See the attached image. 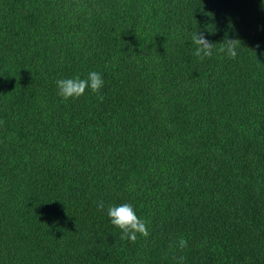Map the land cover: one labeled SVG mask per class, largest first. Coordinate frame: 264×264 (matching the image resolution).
Masks as SVG:
<instances>
[{
    "label": "trees",
    "instance_id": "obj_1",
    "mask_svg": "<svg viewBox=\"0 0 264 264\" xmlns=\"http://www.w3.org/2000/svg\"><path fill=\"white\" fill-rule=\"evenodd\" d=\"M0 264H264V0H0Z\"/></svg>",
    "mask_w": 264,
    "mask_h": 264
}]
</instances>
